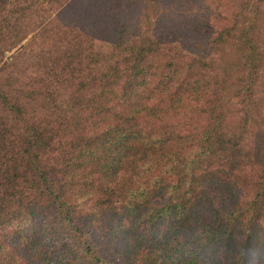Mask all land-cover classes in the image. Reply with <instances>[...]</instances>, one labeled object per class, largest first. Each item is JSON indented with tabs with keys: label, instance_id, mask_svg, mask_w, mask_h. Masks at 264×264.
Segmentation results:
<instances>
[{
	"label": "trees",
	"instance_id": "obj_1",
	"mask_svg": "<svg viewBox=\"0 0 264 264\" xmlns=\"http://www.w3.org/2000/svg\"><path fill=\"white\" fill-rule=\"evenodd\" d=\"M209 3L0 0V264H264L260 56Z\"/></svg>",
	"mask_w": 264,
	"mask_h": 264
},
{
	"label": "rangeland",
	"instance_id": "obj_2",
	"mask_svg": "<svg viewBox=\"0 0 264 264\" xmlns=\"http://www.w3.org/2000/svg\"><path fill=\"white\" fill-rule=\"evenodd\" d=\"M210 3L197 7L201 12L200 23L194 26L195 31L191 34L207 38L210 34L220 32L221 30H228L231 26L233 19L238 18L234 24L235 34L239 29H243L242 19L237 17L238 10L242 7L243 4H246L244 8V13L247 15L249 21L251 22V27L248 26V35L251 36L254 42V46L257 48L259 53L260 66L257 67V76L261 78L262 83H264V0H208ZM191 3H189L190 5ZM153 12H154V8ZM176 28L179 30H186V23L176 22ZM183 33V31L178 32V34ZM234 47V46H233ZM235 48V47H234ZM220 55V61H221ZM223 60L227 61L230 59V56L223 55ZM235 60L237 58H234ZM260 92L264 97V86L259 88ZM184 107L190 106V103L186 101L181 102ZM264 107V106H263ZM181 108V106H180ZM178 109L180 112L175 117V122L179 124L189 123V127H192L198 119H192L185 108ZM260 131L261 137L264 139V127L258 128Z\"/></svg>",
	"mask_w": 264,
	"mask_h": 264
}]
</instances>
